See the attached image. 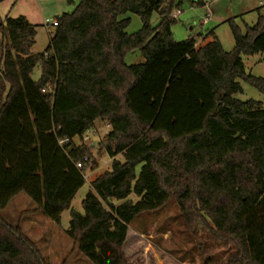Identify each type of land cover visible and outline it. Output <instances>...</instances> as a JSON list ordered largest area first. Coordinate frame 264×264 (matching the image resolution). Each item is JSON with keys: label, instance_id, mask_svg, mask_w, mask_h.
I'll return each mask as SVG.
<instances>
[{"label": "trees", "instance_id": "trees-1", "mask_svg": "<svg viewBox=\"0 0 264 264\" xmlns=\"http://www.w3.org/2000/svg\"><path fill=\"white\" fill-rule=\"evenodd\" d=\"M182 2L78 0L42 53L32 52L38 26L0 22V212L25 193L59 225L101 147L111 170L90 183L66 232L92 264H128L129 226L171 198L193 234L235 247L228 264H264V107L238 99L240 81L264 95V77L243 63L264 54V18L245 34L230 22L227 52L214 30L202 43L174 41ZM127 14L141 19L134 34ZM135 51L144 62L127 65ZM99 122L102 141L82 143ZM0 264H46L1 217Z\"/></svg>", "mask_w": 264, "mask_h": 264}, {"label": "rangeland", "instance_id": "rangeland-1", "mask_svg": "<svg viewBox=\"0 0 264 264\" xmlns=\"http://www.w3.org/2000/svg\"><path fill=\"white\" fill-rule=\"evenodd\" d=\"M210 10L207 24V8L199 7L197 0H183L176 23L172 27L173 39L182 42L189 38L202 43V38L211 30L221 42L225 51L230 52L235 45L230 22L245 34L260 18H264V0H204ZM78 0H7L0 4V22L8 16L12 19L25 17L32 25L38 26L33 53H42L49 44L55 29L47 26L63 14L74 12ZM122 18L130 19L126 29L134 34L142 28L137 15L127 14ZM159 23L154 14L153 27ZM127 65L144 62L138 51L127 54ZM247 74L264 77V54L243 57ZM41 69L33 71L32 79L39 81ZM243 93L238 96L242 101L253 100L262 103L264 95L244 81H240ZM96 133L90 135V143H99L109 132L106 123H97ZM86 173V183L72 201L71 209L62 213L61 223L49 220L38 205L25 193L18 194L7 207L0 212L1 219L27 238L46 264H92L79 251L78 245L69 238L71 210L83 213L82 202L90 191V183L98 176L111 170L112 161L103 148L91 152ZM122 161V159H121ZM207 251V254L203 253ZM128 264H228L229 258L236 252L233 246H222L215 242L205 231L193 234L186 225L174 198L161 209L138 217L129 226L123 247Z\"/></svg>", "mask_w": 264, "mask_h": 264}, {"label": "built area", "instance_id": "built-area-1", "mask_svg": "<svg viewBox=\"0 0 264 264\" xmlns=\"http://www.w3.org/2000/svg\"><path fill=\"white\" fill-rule=\"evenodd\" d=\"M206 8H207V16H206V18H205V20H204V24H207V22H208V20L210 19V10H209V8L206 6ZM177 14H179V13H176L173 17L175 18V19H177ZM46 23H47V26H49L50 28H55L57 25H58V22L56 21V20H53L52 22H49L48 20L46 21ZM96 133V130H92V131H90V132H88L84 137H83V139H82V143H84V144H88L89 143V141H90V135L91 134H95ZM65 142H68V141H65ZM82 167V165L81 164H79L78 165V168H81Z\"/></svg>", "mask_w": 264, "mask_h": 264}, {"label": "crops", "instance_id": "crops-1", "mask_svg": "<svg viewBox=\"0 0 264 264\" xmlns=\"http://www.w3.org/2000/svg\"><path fill=\"white\" fill-rule=\"evenodd\" d=\"M46 21H47V20H46ZM94 146H95V147H97V144H96V143H94Z\"/></svg>", "mask_w": 264, "mask_h": 264}, {"label": "water", "instance_id": "water-1", "mask_svg": "<svg viewBox=\"0 0 264 264\" xmlns=\"http://www.w3.org/2000/svg\"><path fill=\"white\" fill-rule=\"evenodd\" d=\"M95 147V146H94Z\"/></svg>", "mask_w": 264, "mask_h": 264}]
</instances>
